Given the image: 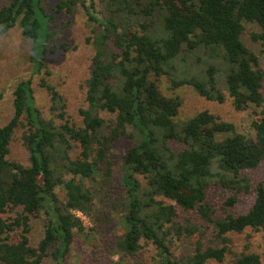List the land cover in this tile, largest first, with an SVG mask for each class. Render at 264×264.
Masks as SVG:
<instances>
[{
    "label": "trees",
    "instance_id": "obj_1",
    "mask_svg": "<svg viewBox=\"0 0 264 264\" xmlns=\"http://www.w3.org/2000/svg\"><path fill=\"white\" fill-rule=\"evenodd\" d=\"M43 1L8 0L0 8V38L18 26L33 42L34 75L46 67L45 57L57 50L47 47L52 17ZM99 2L102 10H96L95 0H60L53 7L56 14L65 15L81 7L96 26L95 54L85 80L87 109L79 111L81 126L70 123L63 96L44 79L39 86L49 94L53 119L44 118L36 107L31 78L15 86L13 115L0 127V264H41L48 257L64 264L75 236L93 230H86L74 212L94 224H109L110 215L116 217L120 233L106 248L110 257H118L114 264L135 257L142 243L155 248L156 264L221 263L227 255L234 256L232 264H263L255 253H233L229 235L264 230L262 183L256 185L254 201L245 213L230 212L238 196L251 191L243 172L262 166L264 174V110L254 112L252 136L237 132L234 124L208 111L176 122L181 100L162 95L157 81L174 74L172 90L189 86L199 97L218 104L225 102L226 92L238 112L263 109L264 72L241 35L242 22L255 23L260 33L252 40L264 45V0ZM207 49L221 51L224 70L204 63L199 76L177 77L183 52L198 63L194 54ZM189 64L196 66L194 61ZM100 112L114 118L106 121ZM18 128L24 129L27 166L8 159ZM121 139L132 146L114 161L112 148ZM116 176L120 196L113 195ZM87 182H97L99 190ZM213 184L232 192L217 219L207 201ZM58 186L65 190V201L55 192ZM103 204L110 215L98 213ZM19 208L14 218L3 219ZM178 209L197 212L210 225L209 246L202 241L205 231L200 225L176 222ZM41 215L47 223L34 247L28 239L29 221ZM184 234L197 240L192 254L180 263L171 245Z\"/></svg>",
    "mask_w": 264,
    "mask_h": 264
},
{
    "label": "rangeland",
    "instance_id": "obj_2",
    "mask_svg": "<svg viewBox=\"0 0 264 264\" xmlns=\"http://www.w3.org/2000/svg\"><path fill=\"white\" fill-rule=\"evenodd\" d=\"M7 1L0 0V8ZM59 1H43L46 14L52 17L48 28L52 37L47 43V47L56 46L57 50L55 53H50L45 57L44 62L46 67L42 68L39 74H33V42L22 36L21 29L18 26L0 38V127L5 125L13 115V92L16 84L21 80H27L29 78L32 81L31 86L35 105L41 111L44 118L53 119L49 111V94L44 88L39 86L41 79H44L63 96L66 103L67 118L70 123L76 127H80L82 124L79 111L81 109H87L85 80L89 76V66L95 54L93 30L96 29V26L88 22V17L81 7H78L71 15L56 14L53 11V7ZM95 6L96 10H102V5L99 0H95ZM242 25L244 30L241 35V41L245 47L258 57L260 68L264 72V45L252 40V35L260 33V28L255 23L242 22ZM61 44L65 48H60ZM194 55L200 58V62L197 63V61L188 57L189 55L186 51L183 52V60L178 61L176 65L178 68L177 77L199 76L200 69L204 63H212L220 70H224L220 50L207 49L203 53H196ZM192 61L196 64L195 68H192L189 64ZM45 72H48V75ZM172 79H174V74L162 76L157 81V86L162 95L166 97H178L181 100V106L175 120L176 122L185 121L199 112L208 111L221 121L234 124L237 132L249 136L253 135L251 122L256 116L254 112L258 114L264 110V104L263 109L250 108L249 110L238 112L234 109L232 100L226 92H224L226 97L225 102L218 104L199 97L189 86L172 90ZM262 85V93L264 96V79ZM99 116L106 121L114 118L113 115L105 112H100ZM54 121L56 124H60L58 120ZM23 132V128H18L14 133L10 144L8 159L27 166L29 165L28 152L22 143ZM131 146L132 143L126 139L116 141L112 148V159L118 161ZM75 155L76 152L72 153V157H75ZM243 174L250 180L251 191L248 195L238 196L237 203L230 210L233 215L245 213L254 201L256 185L258 183L264 185L262 166L256 170L243 172ZM139 179L143 182L141 178ZM115 183L116 186L113 189V195L120 196L121 188L118 176H116ZM87 185L93 190H99L98 187L100 186L97 182H87ZM55 192L60 200H66L65 190L62 186L56 187ZM231 194L232 192L215 184L209 186L207 201L212 209L210 213L212 218L217 219L222 215L223 203ZM103 206L104 204L98 205V213L102 214V216L106 214L110 215V210ZM17 212L20 213L21 209L19 208L4 214L3 219H12L16 216ZM110 218L111 222L109 224L100 223L101 225L98 222L94 224L86 218L83 223L86 230L90 228H93V230H91V233L85 231L83 234L75 236L64 264H114L118 262L117 256L110 257L106 251L108 246L115 243L116 235L120 233V227L116 217L110 215ZM176 222L184 226L200 225L205 231L202 241L205 246L210 245L209 242L213 238L212 228L200 219L197 212H186L178 209ZM46 223V217L44 215L30 218L28 239L31 246L36 247L43 238ZM229 238L233 253L240 254L242 251L255 253L260 256L264 264V230L253 232L247 229L240 235H229ZM196 240L197 237L194 235L188 236L184 234L180 240L175 239L173 241L171 248L178 262L181 263L192 254ZM142 245L143 248L135 257L127 258L120 264H156L157 257L155 248L151 244L142 243ZM233 260L234 256L227 255L221 263L210 261L207 264H232ZM41 264L55 263L48 257Z\"/></svg>",
    "mask_w": 264,
    "mask_h": 264
},
{
    "label": "built area",
    "instance_id": "obj_3",
    "mask_svg": "<svg viewBox=\"0 0 264 264\" xmlns=\"http://www.w3.org/2000/svg\"><path fill=\"white\" fill-rule=\"evenodd\" d=\"M74 213H75L76 217H78V218L82 221V223L85 222L86 217H85L84 215H82V214L79 213V212H74ZM83 225H84V224H83Z\"/></svg>",
    "mask_w": 264,
    "mask_h": 264
}]
</instances>
